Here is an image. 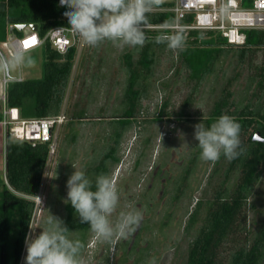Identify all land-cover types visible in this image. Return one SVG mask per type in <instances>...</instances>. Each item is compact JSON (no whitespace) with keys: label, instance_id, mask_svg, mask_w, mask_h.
Listing matches in <instances>:
<instances>
[{"label":"rangeland","instance_id":"rangeland-1","mask_svg":"<svg viewBox=\"0 0 264 264\" xmlns=\"http://www.w3.org/2000/svg\"><path fill=\"white\" fill-rule=\"evenodd\" d=\"M24 31L15 28L8 37L11 34L21 36ZM209 36L210 34L204 32L203 37ZM143 46H117L110 41H102L95 46L85 44L81 52L78 50L62 105L67 119L61 128L57 149L49 158L44 173L40 201L29 234L40 231L39 228L44 226L43 221L49 213L62 220L64 207L68 205L65 202V183L71 174L68 173L71 171V163L73 168L84 171L89 179L94 180L93 175L99 169L98 162L106 152L107 143L116 140L122 130L120 122L113 121L111 116L130 113L134 114V119L121 138L118 151L123 166L120 170L119 167L116 169L114 176H127V168L134 160L135 153L146 150L143 157L153 159L158 150L159 162L170 156L168 160L172 163L170 171L174 173V177L168 185L169 201L177 196L180 188L178 206L169 207L173 214L168 220V226L164 227V257L157 261L154 256H146L148 251H143L139 260L142 264H186L188 250L201 226L207 222L217 193L231 195L241 178L239 168H229L231 159H226L223 155L215 161L199 158L197 141L193 138V126L200 121L207 125L217 118H214L213 110L224 89L232 93L229 98L231 105L226 111L228 113L241 110L248 103L254 108L260 101L259 94L262 92H258L255 85L251 89L248 87L254 69H251L252 64L248 59L240 60L236 47H226L214 62L212 71L201 80L189 76V71L177 57L176 49L155 47L153 51L156 60L152 64V71H145L143 75L147 74L148 77L142 76L144 78L137 84L142 93L141 101L137 102L135 108L125 106V99L130 98V95L125 97L130 74L127 70V54L132 53V61L137 64ZM262 51L264 54V50ZM26 54L31 63L19 66L11 76L22 74L25 78H40L44 61L42 48ZM259 56L258 53L252 55V62L254 59L260 63ZM164 103L167 105L162 113ZM1 105L0 102V110ZM81 112L85 118H79L78 114ZM1 132L0 129V144L3 142ZM136 132L141 137H149L153 149H144L149 146L143 144L145 139L135 142ZM250 133L251 130H248L239 134L240 145L243 147L248 145ZM134 143L138 151L134 150ZM140 146L143 148L139 149ZM107 162L101 166L104 171L108 167ZM117 216L113 212L112 219ZM263 218L264 167L261 179L255 184L250 198L237 217L234 231L229 233L218 249L219 259L227 261L234 249L250 244ZM73 231L74 234L80 233V230ZM97 243L91 242L88 250L84 252L87 259L85 264H96L98 257L103 255L102 248H96ZM155 246L157 241L153 237L150 247ZM23 254L24 257L25 249ZM23 257L21 264H24ZM105 259L108 261L109 256L106 255Z\"/></svg>","mask_w":264,"mask_h":264},{"label":"trees","instance_id":"trees-1","mask_svg":"<svg viewBox=\"0 0 264 264\" xmlns=\"http://www.w3.org/2000/svg\"><path fill=\"white\" fill-rule=\"evenodd\" d=\"M249 4V0L244 2ZM157 5H164L158 3ZM147 23H171L174 15L167 11H147ZM38 25L41 36L57 25H66V17L61 12L58 0H0V42L5 41L10 33L11 25ZM15 29V28H14ZM183 37V46L177 50V57L183 67L189 71L193 79L201 80L212 71L216 59L225 51L226 47H234L212 31L191 30ZM149 34V35H148ZM162 35L161 31H145V43L140 52L137 64L132 61V53L127 54V65L130 74L128 77L125 97V106L137 107L142 93L137 87L139 80L148 77L145 71H152L155 62L153 48H165V43H156L154 37ZM264 30L250 29L246 31V44L238 49L241 61L248 59L254 73L250 76L248 87L255 85L259 94V102L253 108L248 103L241 110L226 112L230 107L232 93L224 89L223 95L215 103L213 116L229 114L239 123L240 133L249 128H264L258 120H264ZM44 53L43 73L40 78H24L21 81H11L7 86V104L18 107L24 118L46 117L58 114L64 102L69 80L77 55V47L72 46L66 53L55 50L47 40L41 47ZM168 48V47H167ZM173 50V49H172ZM175 50V49H174ZM260 54L259 62L252 55ZM262 99V100H261ZM167 103L162 105L161 112ZM132 110V109H131ZM84 113H79L83 117ZM130 113H124L120 122L121 133L115 142L120 143L124 131L129 126ZM1 120V117H0ZM249 141H251L249 139ZM238 157L231 159L229 168L237 167L241 171V178L236 188L226 198L218 192L216 200L211 205L207 222L201 226L198 235L193 239L188 252L186 264H264V218L250 244L241 246L230 252L227 261L219 259L218 249L223 244L237 222V217L251 196L254 186L260 178L261 167L264 165V143L250 142L247 148ZM50 144L40 142L32 145L28 141L16 140L7 137L5 148L0 147V264H21L24 251V240L29 234L36 202L32 197L41 190L44 173L49 161ZM113 152V151H112ZM110 154H113V153ZM106 155V154H105ZM107 156H110L107 154ZM4 163L5 172H2ZM104 173L101 167L96 175ZM95 175V176H96ZM93 176V178H95ZM225 197V198H224ZM68 222H79L70 204Z\"/></svg>","mask_w":264,"mask_h":264},{"label":"clouds","instance_id":"clouds-1","mask_svg":"<svg viewBox=\"0 0 264 264\" xmlns=\"http://www.w3.org/2000/svg\"><path fill=\"white\" fill-rule=\"evenodd\" d=\"M155 0H58L69 28L82 40L95 46L110 41L117 46L142 47L146 37L142 29L145 13ZM168 22H165L167 25ZM183 35L171 32L154 37L156 43H165L169 49L183 46ZM30 57L22 51L0 60V73L12 75L22 65L30 64ZM199 158L215 161L221 155L235 159L240 148V125L233 117L221 114L210 124L201 121L193 126ZM66 203L70 204L80 223H86L97 239L109 240L116 235H130L139 225L141 213L134 205L120 210L115 221L112 214L119 201L118 189L108 174L99 173L94 180L82 170L74 171L66 183ZM44 226L37 233L26 235L24 264H81L80 241L71 236L63 221L48 214ZM154 264V262H152Z\"/></svg>","mask_w":264,"mask_h":264},{"label":"built area","instance_id":"built-area-1","mask_svg":"<svg viewBox=\"0 0 264 264\" xmlns=\"http://www.w3.org/2000/svg\"><path fill=\"white\" fill-rule=\"evenodd\" d=\"M155 0L152 11H167L174 15L171 23L153 24L143 23L145 31H161L162 35L171 32H184L187 35L191 30L212 31L221 35L227 44L241 47L246 44V31L250 29L264 30V0ZM164 3V5H157ZM24 34L15 36L11 34L5 41L0 42V60H3L13 51L24 53L41 48L48 40L52 47L60 53H66L72 46L81 52L86 44L82 38L74 33L69 26L57 25L51 28L45 36H41L38 30H33L30 25L24 28ZM12 33V31H10ZM149 35V34H148ZM264 50V46L261 47ZM22 74L18 76H6L0 73V129L3 142L0 147L5 148L7 137L28 141L32 145L40 142L50 144L49 158H51L58 145L61 128L67 119L65 109L56 115L46 117L24 118L18 107L7 104V86L11 81H21ZM37 196L32 197L37 205L40 201ZM36 211V210H35Z\"/></svg>","mask_w":264,"mask_h":264},{"label":"flooded vegetation","instance_id":"flooded-vegetation-1","mask_svg":"<svg viewBox=\"0 0 264 264\" xmlns=\"http://www.w3.org/2000/svg\"><path fill=\"white\" fill-rule=\"evenodd\" d=\"M131 115L132 116L129 118V124L131 120L134 119V114ZM122 116L123 114L119 116L112 115L111 119L113 121H119L118 119H121ZM79 118L82 119L85 118V116ZM258 120L264 125V120L261 118ZM248 130H251V133L248 137V140L250 139L251 141H249L245 148L249 146L250 142L264 143L261 140H253L256 132H259L262 138H264L263 127H251ZM126 131L127 129L124 131L123 135ZM139 139H145L143 144L146 146L149 145L147 146L148 148L146 147L144 149H147V151L148 149H153V146L150 145L151 143L149 142V137H141L140 133L136 132L135 142L139 141ZM135 144L136 143H134L133 148L135 151H138V148L135 146ZM119 146L120 143L117 144L115 140H112L109 144L107 143L105 148L106 155H102V158L98 162L99 166H97L100 168L105 163V161H108V167L105 169V172L106 174L110 175L111 178L114 177L113 181L114 183H117L116 187L118 189L119 201L117 209L114 212L118 215L119 211L123 210L125 206L134 205L141 213V220L135 231L130 235L124 237L116 235L109 240L97 239V237L90 231L86 223L67 221L70 207L66 204L64 207L65 210L62 221L64 225L67 226V228L71 231V236L80 241L81 247L79 250V259L81 260V264H85V262L87 263V259H85L86 253L84 252L88 250L87 248L90 246V243H94L95 241L98 242L96 248L101 247L104 251L103 255L98 257V259L103 262L100 263L99 260H97L96 264H142L139 258L143 251H148L146 256H154L157 261L158 259L164 257V227L168 226V220L171 219L173 214L172 209H169V207L172 206V208H176L180 199V196L178 195L180 191L179 188L177 191V196L172 198L171 201L168 200V191H170V187H168L169 181H171L174 177V173L170 171V164H172L168 160L170 156H168L165 161L159 162L158 150L156 151L153 159L149 157L145 159L143 157V153L146 150H142L140 153L137 152L138 154L135 153L136 156L134 157L132 163H130V167L127 168V176L121 174V177L119 178L118 176H114L116 169L119 167L118 170H120V168L123 166L122 158L118 152ZM141 148H143V146L139 147V149ZM111 152L113 154H110ZM107 154L110 156H107ZM150 157L152 156L150 155ZM263 167L264 165L260 168L261 174L259 180L261 179ZM66 170L68 171V167ZM73 170V163H71V171H68V173H72ZM225 194H227V190L225 191ZM224 196L229 198L228 195ZM249 198L250 196L248 199ZM167 215H169V218ZM113 220L115 221V219ZM73 230H80L79 232L81 234H74L75 232ZM153 237L157 241V246L151 248L150 241L153 239ZM23 255L24 254H22V257ZM106 255L109 256L108 261L105 259Z\"/></svg>","mask_w":264,"mask_h":264},{"label":"water","instance_id":"water-1","mask_svg":"<svg viewBox=\"0 0 264 264\" xmlns=\"http://www.w3.org/2000/svg\"><path fill=\"white\" fill-rule=\"evenodd\" d=\"M30 27L33 29V30H38V25L37 24H31ZM14 28H18L20 30L26 28V25L24 24H20V25H11L10 27V31H13ZM253 140H261L264 142V138H262V136L260 135L259 132H256L254 137H253Z\"/></svg>","mask_w":264,"mask_h":264},{"label":"crops","instance_id":"crops-1","mask_svg":"<svg viewBox=\"0 0 264 264\" xmlns=\"http://www.w3.org/2000/svg\"><path fill=\"white\" fill-rule=\"evenodd\" d=\"M25 78V77H24ZM4 172H5V169H4Z\"/></svg>","mask_w":264,"mask_h":264}]
</instances>
